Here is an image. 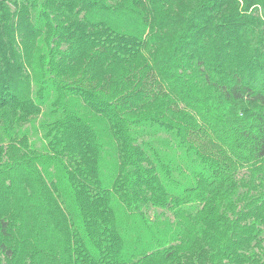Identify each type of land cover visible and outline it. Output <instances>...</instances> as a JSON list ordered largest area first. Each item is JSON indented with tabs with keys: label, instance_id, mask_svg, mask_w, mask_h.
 Segmentation results:
<instances>
[{
	"label": "trees",
	"instance_id": "16d2710c",
	"mask_svg": "<svg viewBox=\"0 0 264 264\" xmlns=\"http://www.w3.org/2000/svg\"><path fill=\"white\" fill-rule=\"evenodd\" d=\"M0 264H264V0H0Z\"/></svg>",
	"mask_w": 264,
	"mask_h": 264
}]
</instances>
